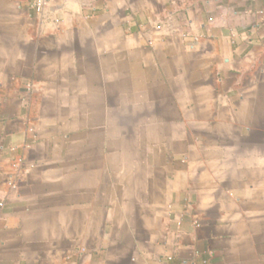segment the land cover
<instances>
[{"label": "crops", "instance_id": "crops-1", "mask_svg": "<svg viewBox=\"0 0 264 264\" xmlns=\"http://www.w3.org/2000/svg\"><path fill=\"white\" fill-rule=\"evenodd\" d=\"M34 1L0 0V264H264V0Z\"/></svg>", "mask_w": 264, "mask_h": 264}, {"label": "built area", "instance_id": "built-area-1", "mask_svg": "<svg viewBox=\"0 0 264 264\" xmlns=\"http://www.w3.org/2000/svg\"><path fill=\"white\" fill-rule=\"evenodd\" d=\"M46 4L47 0H35L31 7L37 14H41Z\"/></svg>", "mask_w": 264, "mask_h": 264}, {"label": "rangeland", "instance_id": "rangeland-1", "mask_svg": "<svg viewBox=\"0 0 264 264\" xmlns=\"http://www.w3.org/2000/svg\"><path fill=\"white\" fill-rule=\"evenodd\" d=\"M0 35H2V37L0 38V45H1V42H3V43L5 42V38H4V37H5V34H3V33L1 34V33H0ZM118 130H119V129H115V135H116V136L119 134V133H118Z\"/></svg>", "mask_w": 264, "mask_h": 264}]
</instances>
